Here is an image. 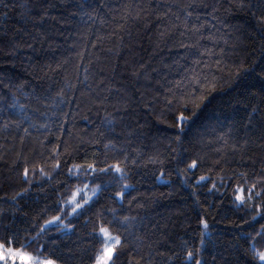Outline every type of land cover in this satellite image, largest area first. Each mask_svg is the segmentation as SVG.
I'll use <instances>...</instances> for the list:
<instances>
[{
	"label": "trees",
	"instance_id": "16d2710c",
	"mask_svg": "<svg viewBox=\"0 0 264 264\" xmlns=\"http://www.w3.org/2000/svg\"><path fill=\"white\" fill-rule=\"evenodd\" d=\"M101 228L264 264V0H0V244L97 264Z\"/></svg>",
	"mask_w": 264,
	"mask_h": 264
},
{
	"label": "snow or ice",
	"instance_id": "6c2138e0",
	"mask_svg": "<svg viewBox=\"0 0 264 264\" xmlns=\"http://www.w3.org/2000/svg\"><path fill=\"white\" fill-rule=\"evenodd\" d=\"M190 167H195V163H193ZM115 170L117 172H120L121 169L116 166ZM25 175H27V173H25ZM201 179L203 180L204 178L201 177ZM95 193V190H94ZM121 196L123 195V193L120 194ZM257 195H259V193H257ZM237 199L241 200V203H243V198L241 197H237ZM248 199H251V196L248 197ZM70 203L73 204L72 207V212H76V210L78 208H82L84 204L89 203L88 199H84L83 200V204L75 202V197H73V201H71ZM60 218L56 217L51 221H48V226H51L53 224H55L57 221H59ZM205 227H207V225H205ZM43 231V229H42ZM100 235H101V241L104 243V248L102 249V254L98 259L97 264H111V261L113 260V256H114V252H115V248L117 245H119L121 243L119 237L116 236H112L107 228H101L100 229ZM9 242V246L5 247L3 244H0V249H2L3 251H0V260H2L4 262V264H8L9 258H21V259H25V254L21 251H13L12 247L10 246ZM30 246V245H28ZM118 258V257H117ZM257 258L260 261H264V253H257ZM30 264H53V262L51 260H31Z\"/></svg>",
	"mask_w": 264,
	"mask_h": 264
},
{
	"label": "rangeland",
	"instance_id": "374dc122",
	"mask_svg": "<svg viewBox=\"0 0 264 264\" xmlns=\"http://www.w3.org/2000/svg\"><path fill=\"white\" fill-rule=\"evenodd\" d=\"M0 251H3V250L0 249ZM21 252H23L25 254V259H21L18 257L17 258H9L8 264H30L31 260H35V259L44 260L38 256L30 255L27 252H24V251H21ZM44 261H47V260H44ZM0 264H4V262L2 260H0ZM53 264H56V263L53 262Z\"/></svg>",
	"mask_w": 264,
	"mask_h": 264
}]
</instances>
